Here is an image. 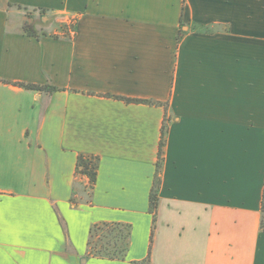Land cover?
Returning a JSON list of instances; mask_svg holds the SVG:
<instances>
[{
	"label": "crops",
	"instance_id": "crops-1",
	"mask_svg": "<svg viewBox=\"0 0 264 264\" xmlns=\"http://www.w3.org/2000/svg\"><path fill=\"white\" fill-rule=\"evenodd\" d=\"M263 184L264 0H0V264H264Z\"/></svg>",
	"mask_w": 264,
	"mask_h": 264
},
{
	"label": "trees",
	"instance_id": "trees-1",
	"mask_svg": "<svg viewBox=\"0 0 264 264\" xmlns=\"http://www.w3.org/2000/svg\"><path fill=\"white\" fill-rule=\"evenodd\" d=\"M33 12H36L37 15L41 16L43 15L44 10L33 9ZM26 34L30 36H36L30 31V29H26ZM17 85L29 90H42V87L36 85L23 83H17ZM52 90L56 89L53 88ZM126 101L136 103L145 102L138 100ZM165 133L166 124L164 123L161 128V138L158 150V160L156 163V172L149 197L150 212L153 213V215H155V210L157 208L158 202L159 172L161 167L162 146L165 142ZM94 160L95 162H92L85 159L84 157H79L77 161L78 172L88 177L91 186L93 185L96 176V159L94 158ZM260 229L262 232H264V184L260 204ZM130 236L131 226L129 224L107 222L94 224L89 229L87 255L98 259L124 260L129 248ZM140 264H148V259L144 260Z\"/></svg>",
	"mask_w": 264,
	"mask_h": 264
},
{
	"label": "built area",
	"instance_id": "built-area-1",
	"mask_svg": "<svg viewBox=\"0 0 264 264\" xmlns=\"http://www.w3.org/2000/svg\"><path fill=\"white\" fill-rule=\"evenodd\" d=\"M64 26H66V34L63 35L65 38H73L75 36L74 25L76 24V18H67L63 21ZM85 159L95 162L93 157H85ZM88 178V177H87ZM89 180V179H88Z\"/></svg>",
	"mask_w": 264,
	"mask_h": 264
},
{
	"label": "rangeland",
	"instance_id": "rangeland-1",
	"mask_svg": "<svg viewBox=\"0 0 264 264\" xmlns=\"http://www.w3.org/2000/svg\"><path fill=\"white\" fill-rule=\"evenodd\" d=\"M31 13V12H30ZM24 14L27 16L26 18H27V20H29L30 18H29V15H31V14H29V13H27V12H25L24 11ZM69 19H71L70 17H69ZM36 21H40L41 22V19L40 18H38ZM77 21V20H76ZM76 25V24H75ZM75 25H74V29H75ZM67 30H66V26H64V24H63V22H61V24L58 26V29H57V32H59L60 34H61V36H63V35H65ZM63 34V35H62ZM89 191V190H88ZM88 195V194H87Z\"/></svg>",
	"mask_w": 264,
	"mask_h": 264
}]
</instances>
